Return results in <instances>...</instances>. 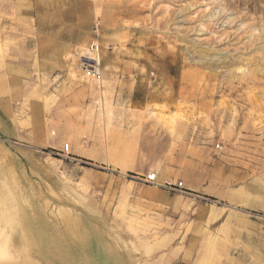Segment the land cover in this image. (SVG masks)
<instances>
[{"label":"rangeland","instance_id":"rangeland-1","mask_svg":"<svg viewBox=\"0 0 264 264\" xmlns=\"http://www.w3.org/2000/svg\"><path fill=\"white\" fill-rule=\"evenodd\" d=\"M0 42V264L23 214L62 264H264V0H0Z\"/></svg>","mask_w":264,"mask_h":264},{"label":"crops","instance_id":"crops-1","mask_svg":"<svg viewBox=\"0 0 264 264\" xmlns=\"http://www.w3.org/2000/svg\"><path fill=\"white\" fill-rule=\"evenodd\" d=\"M28 215L27 214H23V226H26V234L28 236V234L30 235V237H32L34 239V244L32 245L31 249V253L29 254L30 257H28L27 255L23 258V260L20 261L19 264H27V261L30 260L32 261L33 264H46L44 259L45 258H49L53 263L55 264H62L61 263V259L58 255V251L56 249V243L51 240L49 241H45L44 236L41 234V236H39L38 234L36 235V230H29L28 228L33 226L30 222L29 225V221H28ZM38 230V229H37ZM34 232V233H32ZM35 234V235H34ZM36 236V237H35ZM30 237H27L30 239ZM19 238H20V234L18 235V243H19ZM25 241V240H24ZM50 243V244H49ZM20 246V245H19ZM6 264V263H5Z\"/></svg>","mask_w":264,"mask_h":264},{"label":"built area","instance_id":"built-area-1","mask_svg":"<svg viewBox=\"0 0 264 264\" xmlns=\"http://www.w3.org/2000/svg\"><path fill=\"white\" fill-rule=\"evenodd\" d=\"M99 46L98 44L91 43L88 46V55L83 56V59L80 61V64L82 68L90 74L93 78H96L100 74V64H99ZM69 148L68 144H65L63 147V151H67ZM143 181L145 183L149 184H155L156 186L164 187L165 189L172 190V191H178L183 188V183L181 181L179 182H164L163 184H160L157 182L156 174L154 172H150L144 175Z\"/></svg>","mask_w":264,"mask_h":264},{"label":"bare ground","instance_id":"bare-ground-1","mask_svg":"<svg viewBox=\"0 0 264 264\" xmlns=\"http://www.w3.org/2000/svg\"><path fill=\"white\" fill-rule=\"evenodd\" d=\"M91 44V43H90ZM90 44H88V46L90 45ZM93 44H98V43H96V42H94ZM1 42H0V52H1ZM88 46L86 47V46H83L82 47V49H81V51H80V53L81 54H84L85 56H86V54H88ZM88 55H91V54H88ZM0 57H1V55H0ZM73 65H74V67L75 68H77L78 70L76 71L78 74L80 73V68H81V64H80V61H75V62H73ZM82 72V71H81ZM83 73V72H82ZM100 77V74H99V76L98 77H96V78H99ZM10 199V198H9ZM5 201H6V198L5 197H3V198H1V201H0V203H1V206H0V219H1V221L3 222V223H6V224H12L13 222H14V220H15V216H13L12 215V213L10 212V210L7 208V206H6V204H5ZM13 201H14V199H13ZM29 217V216H28ZM31 222V221H30ZM14 229H17L16 227H18V229H17V231H20V232H22L23 234H25L24 233V231L22 230V228H23V225H20V223L19 224H17V226L16 225H14V226H12ZM33 229V228H32ZM39 230H37V232H38ZM11 233V232H10ZM32 233H34V232H32ZM38 234V233H37ZM35 235V234H34ZM36 237V236H35ZM22 241V240H21ZM26 241V240H25ZM26 243V242H25ZM2 245V244H1ZM28 245V244H27ZM30 247H31V245H29ZM24 247L25 246H22V244H21V246H20V248L21 249H24ZM3 251V250H2ZM2 251H1V247H0V253L3 255V253H2ZM5 256V255H4ZM2 258V257H1ZM0 258V259H1ZM1 261V260H0ZM3 262V261H2ZM27 264H33L32 263V261H30V260H28L27 261Z\"/></svg>","mask_w":264,"mask_h":264}]
</instances>
